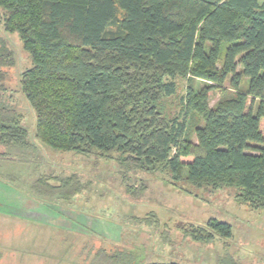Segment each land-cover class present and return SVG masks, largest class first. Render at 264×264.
<instances>
[{"label":"trees","instance_id":"trees-1","mask_svg":"<svg viewBox=\"0 0 264 264\" xmlns=\"http://www.w3.org/2000/svg\"><path fill=\"white\" fill-rule=\"evenodd\" d=\"M0 10L31 62L19 86L44 145L117 153L123 165L233 187L237 204L264 208V0H0ZM14 64L1 39L0 147L28 145L23 115L1 99ZM176 78L188 85L168 116ZM215 90L223 97L210 106ZM183 229L205 243L232 235L216 219Z\"/></svg>","mask_w":264,"mask_h":264},{"label":"rangeland","instance_id":"rangeland-1","mask_svg":"<svg viewBox=\"0 0 264 264\" xmlns=\"http://www.w3.org/2000/svg\"><path fill=\"white\" fill-rule=\"evenodd\" d=\"M1 39L15 62L3 69L1 99L23 115L28 145L0 147V264H264V208L237 204L236 188H197L185 173L123 165L117 153L106 159L44 145L19 86L31 62L17 33L4 31L0 10ZM175 83L162 102L168 116L180 112L188 85ZM222 97L213 91L209 105ZM210 219L231 225V237L205 243L185 235L184 227L205 228Z\"/></svg>","mask_w":264,"mask_h":264}]
</instances>
